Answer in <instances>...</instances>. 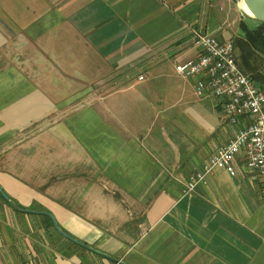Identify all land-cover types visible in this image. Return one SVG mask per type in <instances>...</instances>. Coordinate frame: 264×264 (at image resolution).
<instances>
[{
	"label": "crops",
	"instance_id": "0c3cea01",
	"mask_svg": "<svg viewBox=\"0 0 264 264\" xmlns=\"http://www.w3.org/2000/svg\"><path fill=\"white\" fill-rule=\"evenodd\" d=\"M226 2L0 0V190L24 211L0 195V264H81L41 221L118 264L52 220L124 264H264V179L236 162L181 196L233 134L174 72L191 30L230 37Z\"/></svg>",
	"mask_w": 264,
	"mask_h": 264
},
{
	"label": "built area",
	"instance_id": "2783aa9c",
	"mask_svg": "<svg viewBox=\"0 0 264 264\" xmlns=\"http://www.w3.org/2000/svg\"><path fill=\"white\" fill-rule=\"evenodd\" d=\"M190 34L196 55L179 61L174 72L193 80L197 97L221 99L222 117L233 134L183 184L181 196L191 193L215 169L234 176L236 162L253 177L264 179V87L238 68L230 39L219 40L196 29Z\"/></svg>",
	"mask_w": 264,
	"mask_h": 264
},
{
	"label": "rangeland",
	"instance_id": "374dc122",
	"mask_svg": "<svg viewBox=\"0 0 264 264\" xmlns=\"http://www.w3.org/2000/svg\"><path fill=\"white\" fill-rule=\"evenodd\" d=\"M226 1H227L226 2L227 14H226L225 29L230 34V37L228 39H230L233 43L235 37L241 36V32L238 29L239 20L244 22L248 29H253L259 22L252 19L249 13H248L249 17L243 13V11L240 9L241 0H226ZM199 31L203 32L202 30ZM222 40H226V39H222ZM85 93L90 95L99 94L98 90H95L94 87L91 88V90L90 89L85 90ZM41 222L38 224V229L39 231H43L44 237H46V239L48 240L49 246L53 249V251L55 250L57 252H60L64 256H68V257L76 255L80 260L81 264H107V263H102L100 259L87 254L85 251L76 248L70 243L66 241H62L45 222L43 223L46 224L45 226H43Z\"/></svg>",
	"mask_w": 264,
	"mask_h": 264
},
{
	"label": "trees",
	"instance_id": "16d2710c",
	"mask_svg": "<svg viewBox=\"0 0 264 264\" xmlns=\"http://www.w3.org/2000/svg\"><path fill=\"white\" fill-rule=\"evenodd\" d=\"M241 36L233 40L235 62L238 68L253 80L258 87H264V22L248 29L244 22L238 23Z\"/></svg>",
	"mask_w": 264,
	"mask_h": 264
},
{
	"label": "water",
	"instance_id": "95a60500",
	"mask_svg": "<svg viewBox=\"0 0 264 264\" xmlns=\"http://www.w3.org/2000/svg\"><path fill=\"white\" fill-rule=\"evenodd\" d=\"M243 2V4L245 5V7L247 8L249 14L251 15V18L258 21V22H264V0H241ZM0 195L2 197V199L13 209L17 210V211H22L23 210L19 209L17 206H15L13 204V202H11V200L9 198H7L0 190ZM47 217H49L51 219V217L48 214H44ZM52 220V219H51ZM52 224L54 227V230L64 239H66L67 241L73 243L74 245L79 246L80 248H83L89 252H92L98 256L103 257L104 259L110 260L112 262H117L118 264H124L122 262H119L113 258H110L108 256H105L101 253L96 252L95 250L91 249L90 247H88L87 245L71 238L70 236L66 235L65 233H63L58 226L56 225V223L52 220Z\"/></svg>",
	"mask_w": 264,
	"mask_h": 264
},
{
	"label": "bare ground",
	"instance_id": "6f19581e",
	"mask_svg": "<svg viewBox=\"0 0 264 264\" xmlns=\"http://www.w3.org/2000/svg\"><path fill=\"white\" fill-rule=\"evenodd\" d=\"M244 5V4H243ZM245 6V5H244ZM246 8V7H245ZM246 10H247V8H246ZM247 12H248V10H247ZM249 13V12H248Z\"/></svg>",
	"mask_w": 264,
	"mask_h": 264
}]
</instances>
